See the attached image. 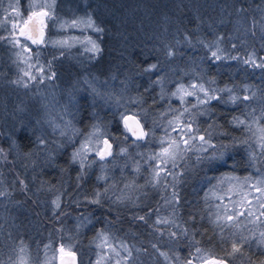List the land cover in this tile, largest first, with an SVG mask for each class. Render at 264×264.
I'll list each match as a JSON object with an SVG mask.
<instances>
[{
	"label": "rangeland",
	"instance_id": "obj_1",
	"mask_svg": "<svg viewBox=\"0 0 264 264\" xmlns=\"http://www.w3.org/2000/svg\"><path fill=\"white\" fill-rule=\"evenodd\" d=\"M97 1L54 0V16L59 21L70 22L74 18L85 17L90 14L95 24L102 28L95 16L96 4L94 2ZM31 2L33 0H0V24L4 25V27H0V36L8 35L11 24L7 21L12 16H15L16 21L23 26L22 21L29 15L28 5ZM34 2L40 3L43 0H34ZM47 2L52 3L53 0H47ZM103 33L88 30L83 35L91 36L104 50ZM74 37L83 38L81 28L70 26L61 28L59 24L54 26L51 21L48 22V27L45 29V40H68L72 46L66 48L52 45L41 46L40 63L44 64L45 72H47L48 62L50 61L51 71L55 73L54 79L49 80L46 78L42 83L38 79L37 81H30L28 77L24 76L25 71L34 72L35 70L34 67L29 69L25 63L28 54L23 52L20 47H13L7 40H0V102L6 126L4 134L11 141L12 155L17 157L19 166L24 171L23 175L28 177L38 197L41 198L40 204L44 208V215L48 217L49 215L58 214L56 220L52 221L50 219V222L44 224L43 231L41 217L35 218L25 201L0 186V191L9 193L7 196H0V264H60L58 260L61 254L72 252H75L78 264H97L98 261L99 264H117V260H119V264H177L173 253L168 251L167 248L157 246L159 247L158 250H146L139 242L125 235L115 223L113 224L110 216L98 214V210L93 209L96 204L89 203V201L96 196L97 192L100 193L101 205H107L112 209L123 205L134 206L136 203H144L150 200V203L154 206L149 213H146L148 218L149 214L152 213V219L149 218L150 223L157 228L166 225L172 227L178 225L180 227L182 224L181 216L185 213L183 212L184 201L181 198L182 188L187 177L197 169L198 165L202 164L197 162L196 157L198 155H208L212 152V149L209 148L207 153H200L197 150V145V148L185 154V159L177 161V168L171 169V164H169V168L175 173V179L169 175L166 184L162 182L153 186L152 183H149L152 180L156 161L146 157L160 152L161 146L158 141L160 138H165L164 130L168 128V120L173 117L171 109H182L195 103L193 96H186L185 102L182 103L172 94L176 92L177 87L181 84L187 88L189 84L196 83L197 85L203 84L205 88L210 89L227 87L232 89V95L241 98L229 111L231 115H228L227 118L228 126L239 129V136H234L229 129H223L219 121L216 120L217 113L214 111V106L216 103L225 104L224 101L228 100V93L217 91L215 94L220 96L221 100H213L208 105L199 106V114L197 108H191L195 118L193 127L195 128L198 124L200 134L205 135L206 138L207 133L211 132V142L217 146L220 143L230 144L232 137L239 140L249 138L251 135L249 132L243 130L242 127L231 124L230 121L233 117H240L245 119L246 122H251V117L246 115L249 112H253L255 116L259 117L261 112L264 111V101L262 100L264 95L258 96V90L260 89L254 87L251 82H247L249 80H238L234 84H225V81L221 82L216 77L206 75L207 72L202 70L203 66L206 65L205 60H201L198 65V67H201V71L196 72L197 77L182 78L174 84H165L171 81L174 75L173 72L169 75H172L170 79L164 77L163 66L156 64L157 70L151 72V77H153L155 86L159 89V94L162 95L155 104L154 114L149 115V110L145 107V104H138V102L135 104L137 110L133 111L129 108L131 101H126V96H123V87L115 85L117 78L112 75L111 71L105 77L99 74L98 65L101 66V64L98 60L102 57L103 51L93 59V53L85 51L81 43L73 40ZM20 39L23 43V38ZM220 39L219 37L216 38L213 44L208 46L211 49L208 55L214 63L217 59L211 53L216 51L218 47L222 50L219 53L222 58L227 57L233 60L231 57L236 55L235 57H239V59L235 60L243 66L247 65L252 70L260 69L253 68L250 63L243 62L249 57L254 59L257 64L264 60V56L257 49H250L245 45L242 46L241 50L233 49L231 51L221 44ZM29 46L34 58L37 46L31 45L30 42ZM63 65H74L78 70L73 71L71 78L63 69ZM150 65L147 64L146 69ZM172 68L174 69V67ZM205 71L208 70L205 69ZM202 72L206 74L203 76L201 75ZM93 76L97 78L95 87L101 94L95 98L94 106L91 104V94L88 96L87 103L80 100V97L87 90L82 83H77L82 81L84 77L92 79ZM20 79L26 81L28 86L24 87L22 84L13 83ZM157 80H160L161 83H156ZM211 81H214V83H210ZM255 82L258 83L259 81ZM76 89H80V91H76ZM70 93L75 96V103L70 102ZM245 96L249 99L243 100L242 98ZM81 104L90 113L85 124L76 120ZM204 108L209 111L204 113ZM108 111H111L114 117L120 118L122 131L119 134L113 131L111 120H107L102 115ZM130 112L137 114L143 121L146 130L154 127V138L150 137L143 141H136L130 137L125 139L121 114L127 115ZM145 113L148 117L147 123H145ZM185 116H187V113H185ZM94 124L99 125V135H103L104 138L107 137L112 141V156L100 160L94 150L89 151L85 161L86 167L81 169L79 164L71 163V156L85 142V137L93 132L92 126ZM259 124L264 126V120H261ZM210 125L211 127H209ZM25 126L28 128L27 134L30 133L33 136V141L36 136H41L46 140V143L37 145L33 142L27 149H21L23 144H21L20 138ZM256 127L257 125L253 124L254 130ZM61 129L64 131V135H61ZM224 133L228 135H224ZM171 135L175 136L176 133L173 132ZM91 139L94 143L99 142L97 137ZM13 141H15L16 146H14ZM250 142L253 144L257 159L250 160L247 146L239 145L237 148H241L245 160L240 163L230 162L226 167L213 170L205 165L206 168L202 172L196 190L197 194L200 192L201 197L209 201L207 207L212 217L218 211L217 205L221 203V200H218L217 197H223L222 203L227 205L229 209L243 212L244 215L238 218L237 227L223 228L225 236L230 239V242L233 239H238L240 234L254 237L252 245L256 250L259 249L256 247L259 233L264 231V216H260L259 204L256 199V197H260V192L244 184L243 179L246 176H251L253 183L259 179L257 169L264 172V159L259 157V148L256 146L255 138ZM91 147L89 145V148ZM121 148H126L127 152L121 153ZM28 153H31V155H28ZM57 153H64L69 163L68 166L61 165L57 161L52 162L53 159L55 160ZM45 158H47V162L42 163L41 161ZM46 172L53 174L54 179L45 178L44 173ZM81 172L84 175L78 180ZM181 172L183 175H180ZM225 175L238 177L240 183L237 184L236 181H232L231 185L228 183L219 184L220 178ZM101 177H106V179ZM163 177L164 173H161V178L163 179ZM173 191L178 193V203H168ZM57 196H60L59 209H56L52 203ZM64 197L66 199L65 203ZM69 203L72 204L71 208L68 206ZM249 210L259 219L251 222L254 220V216H248ZM164 218L174 221L175 224L156 223L157 219ZM6 219L9 221L8 226ZM236 219V217H233V220ZM11 228L13 231H17V234L13 235L10 240H6V230L8 231ZM100 233L108 237L107 242L99 237ZM61 244L65 246V251L62 253L59 252ZM99 245H102V247ZM124 247L132 250L131 259L127 258ZM197 247L205 253L206 260L202 261L197 258ZM248 249L249 247L246 245L242 248L244 256L237 253L235 262L228 264H248L249 257L255 264L264 262V258L254 257ZM161 253H166L167 258ZM213 256L216 257L211 248L196 245L191 264H207L212 261ZM181 264L186 263L181 262Z\"/></svg>",
	"mask_w": 264,
	"mask_h": 264
},
{
	"label": "trees",
	"instance_id": "obj_2",
	"mask_svg": "<svg viewBox=\"0 0 264 264\" xmlns=\"http://www.w3.org/2000/svg\"><path fill=\"white\" fill-rule=\"evenodd\" d=\"M94 3L95 16L104 29L102 41L105 45L103 55L98 60L101 64L98 65L99 74L105 77L111 71L117 78L115 85L123 87V96H126V101H131L129 103L131 110H137L136 102L144 103L149 110L148 114H154L155 104L162 95L159 94V89L151 77L152 71H145L147 64L163 66L164 77L169 79L172 77L169 76L170 73L173 72L171 81L164 83L174 84L182 78L197 77V71H201L198 65L201 60H205L206 65L202 70L207 74L202 72L201 75H211L221 82L225 81V84L249 80L247 82L260 89L258 96L264 95V69L252 70L249 66H243L235 59L230 60L227 57L214 63L208 55L211 52L208 46L219 37L221 44L231 51L241 50L242 46L246 45L250 49H257L264 56V30L260 27L264 24V0H98ZM168 50L174 53L170 57L166 55ZM63 66L71 78L73 71L78 70L74 65ZM255 81H259V84ZM262 100L264 101V96ZM233 107L234 104L230 102L216 103L214 111L221 127L231 130L234 136H239V129L228 126L227 118L231 115L229 111ZM3 114L0 102V149H3V155H0V186L25 201L35 218L41 217L43 230L44 224L50 219L56 220L58 214L48 217L44 215V208L40 204L41 198L38 197L28 177L23 175L24 171L20 168L17 157L12 155L11 141L4 134L6 126ZM102 115L111 120V127L116 134L122 131L120 118L114 117L111 111ZM89 116L88 109L86 111L80 109L76 120L85 124ZM27 135L31 137V141L20 138L23 144L21 149H27L33 143V136L30 133ZM244 160L241 148L230 150L229 163H240ZM56 161L64 166L69 164L64 153H57L52 162ZM41 162L46 163L47 158ZM205 168V164L198 165L185 181L181 197L185 213L181 216L182 224L179 228L171 225L157 228L150 223L152 213L149 214V218L146 216L154 207L150 200L136 203L134 206L123 205L113 209L100 204L93 209L98 210L100 215L110 216L113 224L115 223L125 235L132 237L146 250H158L157 246L167 248L173 253L177 264L191 260L196 245L211 248L216 257L233 263L237 256L228 255L232 242L226 238L225 231L212 222V214L207 207L209 201L203 199L200 192L197 194L196 187ZM44 175L45 178L54 179V175L49 172ZM65 200L64 197V203ZM68 206L71 208L72 204L69 203ZM141 216L144 217L143 220L138 219ZM5 221L8 226L9 221L7 219ZM182 229H187L188 234L183 235ZM8 231L5 233L6 240L17 234L12 228ZM170 232H176L177 235L172 237L169 235ZM248 251L254 257L264 258L260 249L255 250L253 247Z\"/></svg>",
	"mask_w": 264,
	"mask_h": 264
},
{
	"label": "snow or ice",
	"instance_id": "obj_3",
	"mask_svg": "<svg viewBox=\"0 0 264 264\" xmlns=\"http://www.w3.org/2000/svg\"><path fill=\"white\" fill-rule=\"evenodd\" d=\"M18 7V5H17ZM28 12L29 15L26 19L22 21L23 26L19 22L16 21V17L12 16L8 19L7 23L11 24V28L8 29V35L7 36H0V40H7L9 44H11L13 47H20L23 52L28 54V59L25 61L27 64V67L29 69H32L34 67L33 71H25L24 76L28 77L30 81H37L43 82L46 78L51 80L54 79L55 73L51 71V62H48V71L45 72L44 64L40 63V48L41 46H58L60 48H66L71 47L72 44L68 42V40L63 41H53V40H45V29L48 27V22L51 21L53 25L59 24L61 28L65 26H70L72 28H81L82 36L83 38L74 37L73 40L75 42H79L83 45L84 50L87 52L93 53V59L96 58L100 53H102V49L100 45L97 43L96 40H93L91 36L83 35L88 30H92L95 33H103L104 29L99 27L95 24V21L92 19L91 15L88 14L85 17H78L74 18L70 22L68 21H59L54 16V0L52 3H48L47 0H43V2L36 3L31 2L28 5ZM35 19L36 25L32 30H27L28 25L33 22ZM0 27H4V25L0 24ZM261 29L264 30V24L260 25ZM35 33H38V35H34ZM23 38V43L20 38ZM187 39V37H186ZM29 42L31 45H36L37 50L35 53V56L33 58L31 54V48L29 46ZM222 50L217 47L216 51H212L211 55L219 60L221 59V55L219 54ZM63 54V53H61ZM174 53L171 50H168L166 52L167 56H172ZM255 54L253 53V56ZM231 59H239V57H231ZM244 63L248 64L250 63L253 68H260L264 69V60H262L259 64L256 63L254 59L249 57L248 59L243 61ZM153 70H157L156 64H151L145 71L151 72ZM114 78V77H113ZM96 77L93 76L92 79H88L87 77H84L82 81H78L77 83H82L85 88L86 92L83 96L80 97L81 101H84L85 103L88 102V96L91 94L92 101L91 104L94 106L95 98L100 96L101 94L95 87ZM13 83H19L22 84L24 87L28 86V83L24 81L23 79L14 81ZM156 83H161L160 80H157ZM210 83H214V81H211ZM75 88V85H74ZM76 91H80V89H76ZM219 92H225L228 93V100L224 101L225 103L231 102L232 104H235L238 100H240V97H237L235 95H232V89L230 88H223V89H210L205 88L203 84L197 85L196 83H191L186 88L183 84H181L179 87H177L176 92H174L172 95L176 96L182 103L185 102L186 96H193L195 98V103L191 104L190 107H183L182 109H171L173 113L172 119L168 120V128H166L165 131V138L159 139L160 144V152L153 153L149 157H146L148 159L156 161L155 167L153 168V174H152V180L149 181V183H152L153 186L160 183H167V176L171 175L175 179V173L171 169H175L178 167V160L185 159V154L188 152L193 151L194 148H198L197 150L200 153H207L208 149L211 148L212 152L208 155H198L196 157L198 163L205 164L210 170L213 169H219L221 167L228 166L229 158H230V150L236 149L239 145L247 146V150L249 152V159L255 160L257 159V154L253 150V144L250 142L253 138L256 140V146L259 148V157L264 159V126H261L259 122L261 120H264V111L261 112V115L259 117L255 116L253 112H249L246 115L251 117V122H246L245 119H241L240 117H233L230 121L231 124L242 127L243 130H246L251 135L248 139L239 140L236 137L231 138V144H224L220 143L219 146L213 144L212 141V135L211 132L207 133V138L205 135L200 134V127L197 124L196 127H193V124L195 123L194 115L191 111V108H197L198 114H199V106H204L210 104L213 100L220 101L221 97L216 95L215 93ZM202 94V95H201ZM254 95V94H253ZM103 98V97H101ZM70 102L75 103V96L70 93L69 94ZM243 100L249 99V97L245 96L242 98ZM81 109L86 111L87 109L84 108V105L81 104ZM67 111V109H65ZM209 110L207 108H204V113H207ZM185 113H187V116H185ZM95 115V113H93ZM137 114L132 113L131 117H135ZM129 115L121 114V121L124 125L125 130V139H128V133H131V136L135 137L136 141H143L150 137H155V131L154 127L149 130H145L143 124L140 123L139 120H135V129L131 127L128 123L129 119L131 118ZM148 122L147 114L145 113V123ZM39 123V121H37ZM70 123V122H68ZM253 124H256L257 127L255 130L253 129ZM67 126V124H66ZM93 132L89 134V136L85 137V142L80 145L78 149H76L71 156V163L79 164L80 168L83 169L86 167L85 161L87 160L89 151H95V154L97 157H99L100 160L106 159V157L112 156V145L109 143L107 138H104L103 135H99V125L94 124L93 126ZM211 127V125L209 126ZM28 128L25 126L22 134L21 139L22 140H29L31 141V137L27 135ZM176 133L175 136H172L171 133ZM61 135H64V131L61 129ZM224 135H228L227 133H224ZM92 137H97L98 143H94L91 139ZM37 145H44L46 143V140L42 138L41 136H36L35 140L33 141ZM135 143V141H134ZM14 146H16L15 141H13ZM89 145L92 147L89 148ZM207 146V147H205ZM121 153L127 152L126 148L120 149ZM0 155H3V149H0ZM28 155H31V153H28ZM50 155V154H49ZM94 162V161H93ZM169 164H171V169L169 168ZM163 165V167H161ZM90 166V165H89ZM161 173H164L163 179L161 178ZM257 173L259 174V179L255 180V182H252L251 176H246L243 179V183L248 185L251 188H254L256 191L260 192V197H256L258 204H259V210H260V216H264V172H260L259 169H257ZM84 173L81 172L80 176H78V180L83 177ZM180 175H183L181 172ZM103 179H106V177H101ZM232 181H236L237 184L240 183V179L235 176H228L225 175L220 178L219 184L228 183L229 185L232 184ZM230 190V189H229ZM9 193L0 191V196H7ZM218 200H221V203L217 205L218 211L213 214L212 222L217 224L218 227L221 229L228 227H237L238 226V218L241 215H244L243 212L236 211L235 209H229L227 205H224L222 203L223 197H217ZM230 199V198H229ZM179 196L178 193L173 191L171 195V199L168 201V203H178ZM231 202V201H230ZM54 207L56 209L60 208V196H57L56 199L52 202ZM89 203H93L96 205L101 204L100 199V193L97 192L96 196L89 201ZM248 216H254L253 212L251 210L248 211ZM233 217H236V220H233ZM138 219L143 220L144 217H138ZM259 217L254 216V220L251 222H254L255 220H258ZM232 223H229V222ZM157 224H175L174 221H169L167 218L164 219H157ZM176 227H179L178 225H175ZM181 233L183 235H187V229H182ZM170 236L175 237L177 235L176 232H170ZM99 237L103 239V241L107 242L108 237L105 236L103 233L99 234ZM254 237L244 236L243 234H240L238 239L232 240V246L231 251L228 253L229 256H235L237 253H240L241 256H244V253L242 252V248L244 245H248V247L251 249L253 247L252 245V239ZM102 247V245H99ZM155 248L156 245H153ZM256 247L261 250V255H264V231H261L259 233V238L256 244ZM23 250V249H22ZM65 246L63 244L59 247V252H64ZM124 251L127 254V258H132V250L124 247ZM138 251V250H137ZM197 258L200 260H206L207 257L205 256V253L199 248H196ZM71 255L75 257V252H72ZM117 255H119L117 253ZM161 255H164L167 258L166 253H161ZM99 264V261L97 262ZM117 264H119V260H117ZM186 264H191V260L189 259L186 261ZM212 264H226L225 260L221 258L212 257ZM248 264H255L254 261L251 260V258H248ZM264 264V262H262Z\"/></svg>",
	"mask_w": 264,
	"mask_h": 264
},
{
	"label": "water",
	"instance_id": "obj_4",
	"mask_svg": "<svg viewBox=\"0 0 264 264\" xmlns=\"http://www.w3.org/2000/svg\"><path fill=\"white\" fill-rule=\"evenodd\" d=\"M35 25H36V21H35V19H34L33 22H31V23L28 25L26 31H27V30H32V29L34 28ZM34 35H38V33H35V32H34ZM131 114H132V112H130V114H127V115H129V116L131 117ZM135 120H139L140 123L143 124V121H142L137 115H136L135 117H131V118L129 119L128 123H129V125H130L131 127H133L134 129H135V127H136V125H135ZM122 123H123V122H122ZM123 126H124V125H123ZM143 126H144V124H143ZM144 129L146 130V127H144ZM128 134H129V137H130V138H132V139L135 140V137L131 136V133H128ZM105 138H107V137H105ZM107 139H108V138H107ZM108 141H109V143L112 145V141H111L110 139H108ZM111 151H112V150H111ZM98 158H99V157H98ZM108 158H110V156H109V157H106V159H108ZM224 260H225L226 264H228V261H227L226 259H224ZM58 261H59L60 264H78V260L76 259V255H75V257H73V256L71 255V253H63V254H61V256H60V258H59ZM207 264H212V261L209 262V263H207Z\"/></svg>",
	"mask_w": 264,
	"mask_h": 264
}]
</instances>
